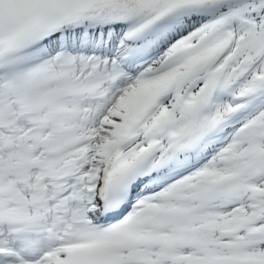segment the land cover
I'll use <instances>...</instances> for the list:
<instances>
[{
    "label": "snow or ice",
    "instance_id": "1",
    "mask_svg": "<svg viewBox=\"0 0 264 264\" xmlns=\"http://www.w3.org/2000/svg\"><path fill=\"white\" fill-rule=\"evenodd\" d=\"M0 264H264V0H0Z\"/></svg>",
    "mask_w": 264,
    "mask_h": 264
}]
</instances>
